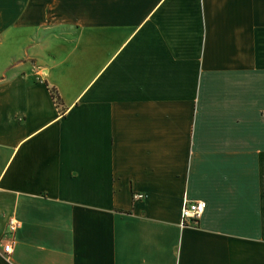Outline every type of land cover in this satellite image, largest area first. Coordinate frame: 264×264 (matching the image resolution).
Listing matches in <instances>:
<instances>
[{"label": "crops", "instance_id": "0c3cea01", "mask_svg": "<svg viewBox=\"0 0 264 264\" xmlns=\"http://www.w3.org/2000/svg\"><path fill=\"white\" fill-rule=\"evenodd\" d=\"M12 216L0 264H264V0H0Z\"/></svg>", "mask_w": 264, "mask_h": 264}, {"label": "built area", "instance_id": "2783aa9c", "mask_svg": "<svg viewBox=\"0 0 264 264\" xmlns=\"http://www.w3.org/2000/svg\"><path fill=\"white\" fill-rule=\"evenodd\" d=\"M141 193H135V199L141 198ZM207 207V201L204 199L185 200L181 210V223L182 225L189 224L192 221L198 220L204 213ZM20 226L18 218L12 216L8 222V229L4 236L0 239V248L3 252L10 254L16 243V231Z\"/></svg>", "mask_w": 264, "mask_h": 264}, {"label": "trees", "instance_id": "16d2710c", "mask_svg": "<svg viewBox=\"0 0 264 264\" xmlns=\"http://www.w3.org/2000/svg\"><path fill=\"white\" fill-rule=\"evenodd\" d=\"M51 91H52V94H53V96H54L56 102H57L58 104H60V103H61V97H60V95H59L57 89L52 87V88H51Z\"/></svg>", "mask_w": 264, "mask_h": 264}]
</instances>
